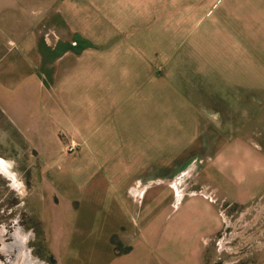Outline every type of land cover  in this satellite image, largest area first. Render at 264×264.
<instances>
[{
  "label": "crops",
  "instance_id": "0c3cea01",
  "mask_svg": "<svg viewBox=\"0 0 264 264\" xmlns=\"http://www.w3.org/2000/svg\"><path fill=\"white\" fill-rule=\"evenodd\" d=\"M134 1L0 0V134L6 141L13 134L15 150L22 148L17 141H28L25 149L50 162L40 167L48 172L50 203L62 205L47 218L56 264H202L206 239L223 227L210 194H184L176 202L166 182L189 152L173 155L169 172L164 156L155 182L143 185L140 179H152L154 169L144 152L142 164L136 163L142 113L139 103L119 98L133 80L119 69L118 56L103 51L93 64L87 53L54 52L53 46L44 56L40 50L46 41L34 29L41 27L69 28L83 46L87 40L106 42L120 27L119 11L132 12ZM208 12V22L222 36L223 51L214 53L254 62L213 67L222 93L213 96L214 120L207 122L203 142L191 148L200 152L205 145L203 153L211 159L187 171L226 207L244 208L264 196V0H218ZM12 42L21 52L8 47ZM44 57L50 67H43ZM62 59L69 60L67 66L55 71L54 62ZM120 83L124 89L113 97L109 85ZM146 121L150 124L149 111ZM75 138L97 141L93 165L64 162L61 139Z\"/></svg>",
  "mask_w": 264,
  "mask_h": 264
},
{
  "label": "rangeland",
  "instance_id": "374dc122",
  "mask_svg": "<svg viewBox=\"0 0 264 264\" xmlns=\"http://www.w3.org/2000/svg\"><path fill=\"white\" fill-rule=\"evenodd\" d=\"M217 1L135 0L132 12L119 11L120 27L110 38L112 42L108 38H105L106 42L96 43L87 40L83 46V43L74 41L69 28L41 27L34 30L46 41L39 44L44 56L49 47L55 46L52 48L54 52L68 48L73 52L87 53L88 62L93 64L100 61L94 56L103 51L119 57L115 61L119 69L133 80L129 92L119 98L139 103L137 110L142 113L136 123L139 126L142 121L144 129L143 138L135 141L136 152L141 154L136 157V163L142 164L144 152L148 154L145 163L150 164L149 169H154L150 172L152 179H140L143 185L155 182L156 169L162 168L160 163L164 162L160 160L164 156H167L166 169L169 172L174 166L173 155L189 152L184 157L181 155L179 165L182 167L177 168V174L171 175L175 177L166 182L173 188L176 202L184 194L199 193L210 194L212 202L220 206L223 227L215 236L206 239L209 246L202 256V264H264V196L244 208L226 207L225 201L219 199L210 187L206 188L200 180L194 182L199 178L197 174L187 171L194 169L197 163L206 164L211 159L203 153L205 145H201L200 152L191 148L197 142H203L207 122L214 120L213 96L222 93L217 90L221 89V75L218 79L213 77V67L217 69L230 62L250 67L254 62L228 61L222 59V54L214 53L223 51L222 36L217 35V29H214L213 22H208L207 16L211 5ZM11 30L15 29L9 28L8 32ZM8 47L21 52L20 44L15 42ZM48 61L44 57L43 67H50ZM68 62L62 59L58 64V60L55 61V71L63 63V67L67 66ZM213 79L215 86L210 85ZM49 82H53L51 75ZM124 85H109L113 87V97L117 98L115 93L123 90ZM93 89V84L88 83L87 90ZM88 96L89 100L94 99L89 92ZM148 111L150 124L146 121ZM1 136L0 152L4 154L0 155V264H56L49 249L47 218L52 212L57 215L62 205L60 202L50 203L52 190L50 193L47 188L48 172L40 167L50 162L25 149V145L29 146L28 141H17L22 148L15 150L13 134L7 141ZM72 141L77 145L74 150L66 152L68 141L61 139L64 162L93 165L97 141L75 138L67 144ZM147 144L150 145L148 148Z\"/></svg>",
  "mask_w": 264,
  "mask_h": 264
},
{
  "label": "built area",
  "instance_id": "2783aa9c",
  "mask_svg": "<svg viewBox=\"0 0 264 264\" xmlns=\"http://www.w3.org/2000/svg\"><path fill=\"white\" fill-rule=\"evenodd\" d=\"M76 145H77V144H76L74 141H72L71 143H69V144L65 147V151H66V152H68V151L70 152V151L74 150V148H75ZM208 198H210V199L212 200L211 195H209Z\"/></svg>",
  "mask_w": 264,
  "mask_h": 264
},
{
  "label": "bare ground",
  "instance_id": "6f19581e",
  "mask_svg": "<svg viewBox=\"0 0 264 264\" xmlns=\"http://www.w3.org/2000/svg\"><path fill=\"white\" fill-rule=\"evenodd\" d=\"M3 232V231H2ZM14 236H15V234H14Z\"/></svg>",
  "mask_w": 264,
  "mask_h": 264
}]
</instances>
